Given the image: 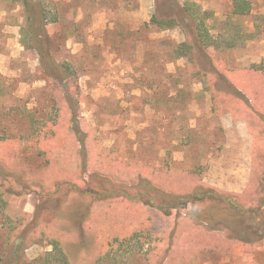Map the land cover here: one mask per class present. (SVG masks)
Wrapping results in <instances>:
<instances>
[{"label": "rangeland", "instance_id": "374dc122", "mask_svg": "<svg viewBox=\"0 0 264 264\" xmlns=\"http://www.w3.org/2000/svg\"><path fill=\"white\" fill-rule=\"evenodd\" d=\"M26 1L0 0V264H264L200 220L264 211V0H28L53 76Z\"/></svg>", "mask_w": 264, "mask_h": 264}, {"label": "trees", "instance_id": "16d2710c", "mask_svg": "<svg viewBox=\"0 0 264 264\" xmlns=\"http://www.w3.org/2000/svg\"><path fill=\"white\" fill-rule=\"evenodd\" d=\"M27 12H28V20H29V27H30V34L33 36L34 41V49L36 50L38 54V59L40 65L43 67V69L50 75L53 76V70L52 66L54 67V59L51 55V51L49 48L50 39H48V36L46 32H44L43 26V7L41 4H38L37 2L29 3L27 0ZM242 2V1H241ZM32 4V6H31ZM184 5L181 8V15L184 12L187 15L191 16L193 20L197 21V18L195 16L198 14L200 15V21L197 24V29L199 33V38L202 36L203 43H210L207 39V33H204L202 29H205L203 25V21L205 20L204 11L200 13L197 6L193 3H187V6ZM239 13H242L245 11V9H237L236 10ZM185 17V16H184ZM180 16V19H174L171 21H166L163 19H157L155 17V22L160 26H171L172 24H179L178 22L185 21L186 17ZM195 18V19H194ZM195 21V22H196ZM169 24V25H166ZM192 27V26H191ZM198 192L194 191L191 194L182 195L186 201H188L189 198L197 195ZM212 199L215 200V205L210 206L206 208L200 220L205 221V223L211 227L214 228V226H222L227 228L228 233L231 237L234 238H241L242 230L246 229L244 231V234H261L259 235V239H264V211L263 207L257 206L255 209L251 208H241L234 204V202H230L229 204H225L224 201H226L228 198H221L217 196H213ZM258 218L257 223L253 222V218ZM251 240L248 241L250 243ZM53 249L55 250V253L48 252L46 253L45 257L42 260L41 264H69L68 260V254L64 250V248L60 245V243L57 240H52L51 242Z\"/></svg>", "mask_w": 264, "mask_h": 264}, {"label": "crops", "instance_id": "0c3cea01", "mask_svg": "<svg viewBox=\"0 0 264 264\" xmlns=\"http://www.w3.org/2000/svg\"><path fill=\"white\" fill-rule=\"evenodd\" d=\"M18 28V25L16 24V26ZM3 63H2V54H0V72H4V69H3Z\"/></svg>", "mask_w": 264, "mask_h": 264}]
</instances>
